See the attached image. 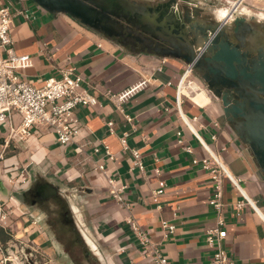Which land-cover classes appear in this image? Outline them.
I'll return each instance as SVG.
<instances>
[{
	"label": "crops",
	"instance_id": "0c3cea01",
	"mask_svg": "<svg viewBox=\"0 0 264 264\" xmlns=\"http://www.w3.org/2000/svg\"><path fill=\"white\" fill-rule=\"evenodd\" d=\"M12 1L13 49L32 61L20 75L41 87L47 79L73 70L97 103L75 110L81 130L70 145L61 147L54 133L44 131L30 139L25 155L5 161L6 172L26 156L35 172L58 183L66 198L73 197L69 203L78 210L77 226L88 245L108 264H153L129 219L169 264H210L214 250L206 242V231L214 227L217 212L209 204L214 191L209 171L200 162L215 154L243 192L224 180V246L236 264H264V173L235 123L227 120L221 101L191 77L187 63L131 52L69 15L48 13L30 0ZM25 10L35 18L27 20L20 14ZM142 82L146 84L139 91L117 100L116 95ZM110 122L115 134L110 133ZM124 136L129 150L121 143ZM1 138V148L7 150L9 140ZM131 149L141 152L143 170L133 167ZM101 163L108 176L126 187L122 201L110 194L108 177L97 169ZM160 189L164 193L155 200ZM246 198L254 207L239 210L237 204ZM163 221L175 226L168 237ZM29 229L43 254L58 262L53 256L57 252L63 259L49 229L37 221Z\"/></svg>",
	"mask_w": 264,
	"mask_h": 264
},
{
	"label": "water",
	"instance_id": "95a60500",
	"mask_svg": "<svg viewBox=\"0 0 264 264\" xmlns=\"http://www.w3.org/2000/svg\"><path fill=\"white\" fill-rule=\"evenodd\" d=\"M30 1L48 13L69 15L95 31H102L108 38L121 33L123 26L118 20L124 19L127 24L140 31L132 37L149 47L154 44V40H158L168 42L175 51L187 53L189 51L185 46L193 33L182 22L181 17L173 13L170 4L162 10L150 5L142 6L130 0ZM238 28L239 26L233 35L238 34ZM144 34L150 35L151 38L148 39ZM213 34L207 46L202 45L203 50L197 53L199 62L208 55V58H205L209 63L207 79L204 76L201 78L209 84L207 90H212L218 99L223 91L222 106L225 116L230 123H235L238 136L250 146L259 168L264 173V45L249 41L252 51L258 53L257 59H251L250 49L244 50L241 45H234L228 36L219 32ZM155 50L163 57L173 52L162 51L158 47ZM189 53L190 57L184 58L189 71L193 73L196 52L191 50ZM238 118L242 120L236 123L235 120ZM0 189L4 190L2 179ZM56 194V188L48 183L38 190L34 197L44 201ZM39 214L40 217L43 215V219L40 218L43 226L49 229L54 241L60 246L65 262L77 264L74 259L77 249L82 241L87 246L88 243L76 225V220L74 218L65 220L64 215L66 216L68 212L63 213L59 210L50 212L40 210ZM72 223L75 226L71 227ZM89 252L91 254L94 251L89 249ZM86 254L90 255L88 252ZM93 255L100 264H103L96 253Z\"/></svg>",
	"mask_w": 264,
	"mask_h": 264
},
{
	"label": "built area",
	"instance_id": "2783aa9c",
	"mask_svg": "<svg viewBox=\"0 0 264 264\" xmlns=\"http://www.w3.org/2000/svg\"><path fill=\"white\" fill-rule=\"evenodd\" d=\"M13 1L0 0V127H7L9 139L28 143L32 138H38L44 131L52 132L57 136L61 147L70 145L81 130V122L75 114L78 106L95 105L97 100L82 88L83 78L75 74L73 70L62 73L60 78L51 77L43 86L37 87L31 81L23 78L20 71L32 67V61L27 55H17L14 52V42L11 37L13 24ZM27 20L35 16L25 11H20ZM5 53V56H2ZM182 81L179 84L181 88ZM145 82L116 95L117 100L125 101L128 97L139 91ZM19 116V124H14V117ZM110 133L115 134L114 125L108 123ZM1 132V130H0ZM8 139V140H9ZM121 143L125 150H129L126 136L122 137ZM180 145L184 144L179 140ZM191 153L189 146L183 148ZM98 153L99 150L95 149ZM106 156L111 160L113 155L108 146L105 147ZM133 155V167L144 169L141 161V152L131 149ZM199 164L198 160H193ZM201 165L209 171L213 185V196L210 199V206L217 212V219L214 227L206 231V242L214 250L210 264H236L234 257L224 246V227L226 221L223 217L225 204L223 202V182L228 179L232 186L243 194L240 181L235 179L227 170L219 156L212 154L208 159H203ZM97 169L108 177L110 194L118 201H122L121 193L126 189L118 180L108 176L105 164L101 163ZM156 174L160 170L155 169ZM163 186V184H162ZM164 193L163 189L158 190L154 197L157 200L159 195ZM246 205L253 206L249 199L237 204L239 210ZM254 207V206H253ZM129 225L133 232L139 237L145 249L150 250L153 264H169L168 258L155 245H153L146 234L141 231L137 223L129 219ZM162 229L165 237L173 234L175 226L163 221Z\"/></svg>",
	"mask_w": 264,
	"mask_h": 264
},
{
	"label": "flooded vegetation",
	"instance_id": "af4514ba",
	"mask_svg": "<svg viewBox=\"0 0 264 264\" xmlns=\"http://www.w3.org/2000/svg\"><path fill=\"white\" fill-rule=\"evenodd\" d=\"M142 6L150 5L155 7L156 9H165L169 4L172 6V11L177 15V17H181L182 22L188 27V29L193 33L189 36L188 42L186 43V48L189 51L193 50L196 52L195 60L193 61L195 70L193 73L199 77V79L205 84L208 89L209 84L205 82L201 77H207L208 74V66L209 63L205 60L208 58V55L204 56V60L202 62L198 61L197 53L203 50V46L206 47L207 44L211 41L212 36L217 34L218 32L221 35L228 36L229 40L234 45H241L242 49H250V57L251 59H257L258 53L252 51L249 41H255L256 43H262L264 45V17L257 16L253 13H244L239 8V3H233L229 7L226 8H217L214 2L211 0H130ZM158 7V8H157ZM122 26L123 30L118 35L112 36L111 39L121 45L122 47L130 50L131 52H148L156 54L158 56H162L160 53H157L155 48L158 47L160 50H171L169 55L165 57H172L179 60L185 61V56L190 57V53L188 51H175L170 47L168 42H162L158 40H154V44L150 47L147 46L144 42H140L134 39L136 33H140L139 30L127 24L124 19L118 20ZM239 26L238 34L233 35L235 29ZM100 33H103L100 31ZM148 39L151 38L150 35L144 34ZM263 36V37H260ZM239 38V39H238ZM243 43V45H242ZM203 45V46H202ZM163 57V56H162ZM207 79V78H206ZM214 97L215 94L212 90L208 91ZM223 91L219 100L222 103ZM217 98V97H216ZM241 118L235 120V122L241 121ZM52 185L57 190V194L55 196L49 197L47 200H40L39 198H35V193L46 186V184ZM56 183H50L48 180L38 181L37 179L33 182H30L25 193L21 195L23 202L28 205L31 211L39 212L40 210L44 211H62L63 213L68 212L66 214L65 220H71L73 216L69 213L71 211V205L68 198L65 197V194L61 192L60 188ZM58 200H63L65 202L66 207H62L61 209L54 210V203H57ZM33 201L35 204L33 205ZM60 205V203H59ZM77 225V222H76ZM75 226V224H71V227ZM88 250L90 246L85 245V243L81 242ZM75 261L77 264H84L85 260L83 255L80 257L79 254H75Z\"/></svg>",
	"mask_w": 264,
	"mask_h": 264
},
{
	"label": "rangeland",
	"instance_id": "374dc122",
	"mask_svg": "<svg viewBox=\"0 0 264 264\" xmlns=\"http://www.w3.org/2000/svg\"><path fill=\"white\" fill-rule=\"evenodd\" d=\"M211 2H214L217 8H226L233 3H239V8L242 12L264 17V0H211ZM30 5H33L32 2ZM191 77L195 80H200L194 73L191 74ZM14 124H19V116L14 117ZM0 130V179H2L4 186L3 191L0 189V264H68L62 257L57 255V252L53 253V256L55 260H59L58 262L52 261L54 259L51 260L42 253L29 229L32 222L37 221L42 225L40 214L39 212L31 211L21 198L30 182L36 179L38 181L47 180L48 176L45 178L42 174L35 172L28 164L26 156L19 160L18 165L10 167L12 169L9 173L6 172L8 168L4 166L5 161L13 156H19L20 153L25 155L27 152L25 146L28 143L9 139L6 126H1ZM1 137L9 139L7 150L1 148L3 141H5ZM67 198L72 201L73 197ZM65 205L63 200H58L57 203H54L53 208L57 210L67 206ZM77 211V208L73 205L69 213L80 224ZM47 232L49 233L48 229ZM90 249L93 250L92 247ZM77 250L75 254H79L80 257L84 256L83 258L86 260L84 264H100L93 255V253H96L94 250L90 254L82 243ZM87 252L90 255H87ZM102 263L107 264L104 261Z\"/></svg>",
	"mask_w": 264,
	"mask_h": 264
},
{
	"label": "clouds",
	"instance_id": "9594fccd",
	"mask_svg": "<svg viewBox=\"0 0 264 264\" xmlns=\"http://www.w3.org/2000/svg\"><path fill=\"white\" fill-rule=\"evenodd\" d=\"M41 218L43 219V215L41 216Z\"/></svg>",
	"mask_w": 264,
	"mask_h": 264
},
{
	"label": "bare ground",
	"instance_id": "6f19581e",
	"mask_svg": "<svg viewBox=\"0 0 264 264\" xmlns=\"http://www.w3.org/2000/svg\"><path fill=\"white\" fill-rule=\"evenodd\" d=\"M84 236V235H83Z\"/></svg>",
	"mask_w": 264,
	"mask_h": 264
}]
</instances>
